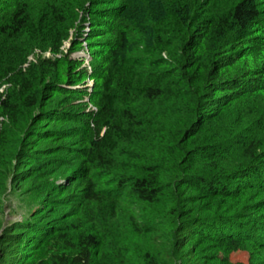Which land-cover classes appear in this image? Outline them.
<instances>
[{
    "label": "trees",
    "instance_id": "trees-1",
    "mask_svg": "<svg viewBox=\"0 0 264 264\" xmlns=\"http://www.w3.org/2000/svg\"><path fill=\"white\" fill-rule=\"evenodd\" d=\"M235 252L264 264V0H0V264Z\"/></svg>",
    "mask_w": 264,
    "mask_h": 264
},
{
    "label": "rangeland",
    "instance_id": "rangeland-1",
    "mask_svg": "<svg viewBox=\"0 0 264 264\" xmlns=\"http://www.w3.org/2000/svg\"><path fill=\"white\" fill-rule=\"evenodd\" d=\"M87 30V29H86ZM66 47L68 48L70 45L65 43ZM47 56H49V54H46ZM74 57L76 58H81L84 60V64L82 66L86 67L88 70H90V54L89 51L87 49V47L84 45V49H80L79 51H77L74 55ZM90 59H87V58ZM93 81L90 80H86V84L87 86L90 87L91 90V84ZM93 87V85H92ZM2 91V90H1ZM11 206L7 203L5 204L4 207V226H6V224H8V222L10 220H15V219H19L24 211V206L23 209H20V203L19 200L12 197L11 198V202H10ZM229 260L232 263H242V264H247L248 261V254L246 252H235V253H231L229 256Z\"/></svg>",
    "mask_w": 264,
    "mask_h": 264
},
{
    "label": "water",
    "instance_id": "water-1",
    "mask_svg": "<svg viewBox=\"0 0 264 264\" xmlns=\"http://www.w3.org/2000/svg\"><path fill=\"white\" fill-rule=\"evenodd\" d=\"M87 59H90V58L88 57ZM92 85H93V82H92V84H91V88H92Z\"/></svg>",
    "mask_w": 264,
    "mask_h": 264
}]
</instances>
